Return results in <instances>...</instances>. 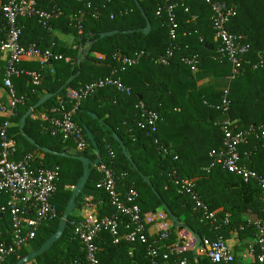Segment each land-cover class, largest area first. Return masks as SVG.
Masks as SVG:
<instances>
[{
  "label": "trees",
  "instance_id": "16d2710c",
  "mask_svg": "<svg viewBox=\"0 0 264 264\" xmlns=\"http://www.w3.org/2000/svg\"><path fill=\"white\" fill-rule=\"evenodd\" d=\"M7 0H0V39H3V19L1 8ZM232 7L236 15L227 24L231 34L242 35L249 45L244 57L241 73L231 80L228 91L230 108L229 119L235 122V132H245L249 128L258 130L264 124V66L252 69V65L264 60V0H215ZM38 8L47 12H59L50 24L52 31L42 27L37 18H20L23 26L20 42L23 46L35 45L39 51L52 49L60 60H50L41 68L37 63H21L19 66L28 71L39 72L43 76L42 85L34 88L27 85L28 78L13 79L18 97H24V103L16 109L12 119L10 133L17 145V157L32 154L35 168H59L57 191L52 198L58 217L43 224L33 243L22 247L16 255L9 256L3 264H15L19 259L38 250L57 230L65 212L66 205L73 193L74 186L83 175L82 164L75 159L44 154L40 148L62 153L69 151L75 156L95 160V149L88 140L85 152L75 151L71 142H63L61 136H52L43 130L44 122L28 117L23 133L19 124L22 116L44 95L53 97L36 109L33 114L46 113L56 107L57 96H65L67 89H78L98 79L112 76L119 69L116 53L132 57L144 52L139 63L123 72H118L130 95L117 92L112 87L99 90L94 96L82 101L74 122L85 133L87 128L97 144L100 159L115 173L117 188L123 192L132 186L138 192L137 204L142 212L164 210L166 207L172 216L180 220L183 227L200 239L214 241L218 236L228 239L230 233L237 231L241 239L257 234L256 224L243 220L246 212H251L260 224H264V202L259 187L255 183H245L221 166L209 168L212 150L222 147L223 134L220 128L223 90L213 87L199 89L196 77L211 72L216 78H226L231 74V65L227 58L220 57V44L214 40L212 11L203 0H172L177 5L175 16L177 23L176 38L169 37V26L165 14L156 15L160 0H138L142 11L150 23V32L140 30L146 27V20L133 0H36ZM87 4H90L87 7ZM105 5V7H103ZM99 12V18L93 14ZM83 14L82 33L78 34L72 17ZM113 15V19H110ZM53 31L65 35L72 34L79 39L75 49L59 47ZM118 31L110 37L100 38L107 32ZM131 31V32H128ZM128 32V33H127ZM87 48L79 53L80 47ZM172 49L173 56L167 65L156 63V59ZM198 55L201 59L199 71L192 75L181 65L180 58ZM99 55L100 58L96 57ZM71 60L66 61V58ZM4 66L0 68V86L3 87ZM78 74L69 85V78ZM143 102L159 115L157 132L148 135L139 127L140 111L135 105ZM32 114V115H33ZM95 115L100 121L93 119ZM104 123L119 138L104 131ZM86 134V133H85ZM251 134L247 142L239 147L243 163L264 178V141ZM30 138L35 145L28 142ZM157 140V144L154 141ZM121 143L124 145V154ZM174 151L172 155L162 156L160 145ZM109 145L113 157L108 156ZM176 157V159H174ZM193 180L192 190L219 218L228 217L229 227L216 233L192 210L187 197L181 194L171 181L173 174ZM101 175L95 167L85 188L96 189ZM81 192L76 198V207L83 200ZM99 216L113 215L115 209L110 205L108 195L103 192ZM5 203L6 197L0 199ZM166 212V211H165ZM167 214V213H166ZM79 220L74 213L68 217L62 238L50 250L39 255L36 264L68 263L82 258L81 245L73 237L71 221ZM176 228V227H175ZM174 230V228H173ZM9 214L0 218V237L9 240ZM175 242L173 233L166 244ZM98 258L100 264H150L146 247L141 243L131 245L122 240L119 244L107 229H103L99 241ZM190 258V264H211L203 257Z\"/></svg>",
  "mask_w": 264,
  "mask_h": 264
},
{
  "label": "built area",
  "instance_id": "2783aa9c",
  "mask_svg": "<svg viewBox=\"0 0 264 264\" xmlns=\"http://www.w3.org/2000/svg\"><path fill=\"white\" fill-rule=\"evenodd\" d=\"M203 1L212 11L214 40L220 44V57L225 56L231 65V74L228 77L231 81L241 73L244 57L249 52V45L245 43L244 36L227 31V24L236 15L232 7H227L215 0ZM160 3L156 15H166L169 37L171 41H174L177 30L175 16L177 5L172 0H160ZM89 6L90 4H87V7ZM59 14V12H47L38 8L36 0H7L1 8L4 26L1 31L3 39H0V54L5 63L2 89L7 99L0 102V199L6 197L5 203L0 202V218L3 213L9 214L10 231L9 240L0 237V264H3L9 256L16 255L22 247L33 243L41 226L58 217L51 201L57 191L59 168H35L32 165L34 159L32 154L18 158L16 141L10 133V128L12 119L16 117V109L24 103L25 97L17 96L13 79L26 77L29 80L27 85L34 88L40 87L43 82V76L39 72L25 70L19 65L35 62L42 68L50 60L62 59V56L54 54L52 49L42 52L36 49L35 45L23 46L20 42L23 26L20 25L19 19L37 18L42 27L50 32L52 31L50 22ZM93 17L98 19L99 12L95 11ZM82 18L81 13L73 16L71 20L75 23L74 27L78 34L82 33ZM110 19H113V15H110ZM86 48L87 46L80 47L79 53ZM172 52V49L167 51L155 62L167 65L173 56ZM145 56L147 55L144 52L136 53L132 57H124L116 53L114 57L118 58L119 69H115L112 76L98 79L78 89H67L65 96L58 101L56 107L49 110L48 115L43 113L40 118L34 115L31 117L42 120L43 130L50 135L61 136L63 142L73 144L75 151L85 152L88 148L86 134L74 122L81 102L107 87L130 95L129 88L124 86L121 79L115 75L125 71L126 68L136 66ZM200 62L201 59L196 54L180 58L181 65L186 67L192 75H196L199 71ZM263 66L264 60H260L258 64L252 65V69ZM228 95V89H224L219 107L222 111V117L218 123L223 134L222 147L209 153L211 159L209 168L221 166L225 171L241 178L243 182L255 183L260 189L261 199L264 202V178L243 163V156L239 152V147L247 142V137L251 134H257L256 137L264 141V124L257 131L249 128L245 132H235V122L228 117L230 108ZM135 108L140 111L139 127L148 135L155 134L159 122L158 113L147 108L143 102L137 103ZM154 143L157 144V140ZM106 149L108 156L112 158L113 152L110 146L106 145ZM159 151L162 156L172 155L174 152L162 144ZM95 168L101 175V179L96 184V190L108 195L115 213L100 217L101 203L89 197H83L80 206L75 209V211L80 210V215H75L79 217V220H72L70 223L73 237L81 245L82 258L59 264H100L97 241L103 229L109 231L115 244H119L122 240L129 243L130 255L133 245L136 243L145 245L150 264H190L189 254L195 258H206L211 264L231 263L230 248L222 237L218 236L214 241L201 238L200 242H197L194 234L181 223H179L180 230L178 227L175 228L165 210L142 212L137 204L138 192L132 186L125 187L124 191L120 192L117 188L115 173L105 161L99 159ZM171 181L178 187L179 192L187 197L192 210L197 212L201 220L207 222L213 231L219 233L229 227L228 217L219 218L193 192V180L181 178L174 173ZM256 227L257 234L247 248L250 256L248 264H264V224L257 223ZM173 233L175 242L166 244ZM26 264H36V262L34 260Z\"/></svg>",
  "mask_w": 264,
  "mask_h": 264
},
{
  "label": "water",
  "instance_id": "95a60500",
  "mask_svg": "<svg viewBox=\"0 0 264 264\" xmlns=\"http://www.w3.org/2000/svg\"><path fill=\"white\" fill-rule=\"evenodd\" d=\"M133 1L136 4V6L138 7V9L140 10L142 16L146 20V27L141 29L140 31L145 33V34H148L150 32V29H151L150 23H149L148 19L146 18L144 12L142 11V8L140 7L138 0H133ZM128 32H131V31H128ZM118 33H119L118 31H112V32L103 33V34L100 35V38L102 39V38H105V37H110V36L116 35ZM77 75L78 74H76L75 76L69 78V80H67L65 86L69 85V83L71 81H73ZM52 97H53V95H51V94L44 95L33 107H31L22 116V118L20 120V124H19V129H20L21 133H23V128H24L26 119L28 117H31L33 112L36 109L41 107L43 104H45ZM91 116H92L93 119H96V120L100 121V119L97 118L95 115H91ZM102 126L104 127V131L109 133V134H111L114 140L119 141L118 136L108 126H106L104 123H102ZM84 130H85V133H86V136H87L88 140L91 142V144L94 147L95 152H96V158H95L94 161H92V160H90V159H88L86 157H83V156L72 155V154H70L69 151H63L62 153H57V152L51 151V150H49L47 148H40V151L43 152L44 154H49V155L58 156V157H62V158H71V159L78 160L83 166V175L80 178L79 182L73 188V193H72V195H71V197H70V199H69V201H68V203L66 205L65 212L63 214V217H62V219L60 221V224H59L56 232L49 239H47L44 242V244L38 250H35V251L29 253L28 255H26L25 257L19 259L15 264H26V263H28L30 261H34L39 255H41V254L47 252L48 250H50L51 247L56 242H58L62 238V236L64 235V232H65V229H66V226H67V222H68V217L76 209V198L82 192V190L85 188V186L87 184V181L89 179L90 173H91V168L92 167H96L98 165L99 159H100V152L97 149V144L95 143L91 132L87 128H84ZM26 138H27L28 142H30L31 144L35 145V143L30 138H28V137H26ZM121 148H122L124 154L126 155V151H125L124 145L122 143H121ZM164 210L166 211V213L170 217V219L173 221L174 227H178V230H180V228H179L180 220H178L174 216H172L170 214V211L166 207H164ZM194 236H195L197 242H200V237L198 235H196V234H194Z\"/></svg>",
  "mask_w": 264,
  "mask_h": 264
},
{
  "label": "crops",
  "instance_id": "0c3cea01",
  "mask_svg": "<svg viewBox=\"0 0 264 264\" xmlns=\"http://www.w3.org/2000/svg\"><path fill=\"white\" fill-rule=\"evenodd\" d=\"M53 36L56 37L57 43L59 47L66 48V49H75L78 46L79 39L77 36H74L72 34L65 35L63 33H60L59 31H53ZM96 57L100 58L99 55H96ZM71 60L69 57L66 58V61ZM35 63V62H30ZM4 64L3 56L0 54V68L1 65ZM48 62L46 63V65ZM230 80L228 77L226 78H216L213 76L211 72L209 73H203L199 74L196 77V83L199 89H203L206 87H213L215 90L221 91L224 89H228L230 85ZM5 93L3 92L2 87L0 86V102L6 101ZM62 99L61 96H57L56 100L60 101ZM43 113H36L33 114L34 117L40 118ZM221 120V118H220ZM82 193L84 197H89L93 199L95 202L102 203V195L103 192L96 190V189H90V188H84L82 190ZM160 211V210H159ZM74 215L78 216L80 215V210L78 209L76 212H74ZM243 220H245L249 224H257L259 223V219L252 214L250 211L246 212L243 215ZM254 235H250L248 238L241 239L239 237V234L237 231H233L230 233V236L228 239H226V242L230 248L231 251V263L230 264H248L250 261V256L248 254V246L253 242Z\"/></svg>",
  "mask_w": 264,
  "mask_h": 264
},
{
  "label": "rangeland",
  "instance_id": "374dc122",
  "mask_svg": "<svg viewBox=\"0 0 264 264\" xmlns=\"http://www.w3.org/2000/svg\"><path fill=\"white\" fill-rule=\"evenodd\" d=\"M32 116H33V115H32ZM74 212H76V211H74ZM74 212H73V213H74Z\"/></svg>",
  "mask_w": 264,
  "mask_h": 264
}]
</instances>
